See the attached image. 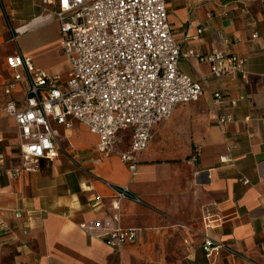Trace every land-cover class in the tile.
Returning a JSON list of instances; mask_svg holds the SVG:
<instances>
[{"label":"crops","instance_id":"0c3cea01","mask_svg":"<svg viewBox=\"0 0 264 264\" xmlns=\"http://www.w3.org/2000/svg\"><path fill=\"white\" fill-rule=\"evenodd\" d=\"M166 4L184 49L237 53L246 60L245 75L216 79L208 62L182 59L181 70L195 80L208 78L210 86L199 100L178 104L159 126L136 174L120 159L132 129L120 131L115 152L96 161L99 137L72 120L70 128L54 123L61 147L54 160L12 177L21 164L18 128L2 107L22 99L26 84L12 96L4 93L14 72L6 58L20 51L63 80L70 64L60 51L57 21L49 59L28 36L50 20L40 3L0 0V264H264V2ZM215 90L226 97L220 104ZM221 116L231 120L220 123ZM107 181L129 187L142 201L122 199L116 208ZM118 226L137 229L121 252L103 235ZM206 237L222 245L210 256Z\"/></svg>","mask_w":264,"mask_h":264},{"label":"built area","instance_id":"2783aa9c","mask_svg":"<svg viewBox=\"0 0 264 264\" xmlns=\"http://www.w3.org/2000/svg\"><path fill=\"white\" fill-rule=\"evenodd\" d=\"M36 1L46 18L58 22L60 51L70 69L63 80L20 51L6 58L14 72L4 93L12 96L21 81L26 84L22 99L11 98L2 107L18 128L21 164L11 172L12 177L35 171L41 160H54L61 149L54 123L70 128L72 120L99 137L96 161L115 152L120 131L132 129L131 143L120 159L136 174L139 156L159 126L172 117L178 104L199 100L210 86L208 78L195 80L181 70L182 59L196 56L208 62L216 79L246 73V60L237 53L214 49L200 55L193 48L184 49L173 34L166 0ZM14 31L16 36L21 33L20 28ZM213 97L219 104L226 98L219 90ZM229 102L237 104L236 100ZM230 120L219 118L220 123ZM3 140L0 128V142ZM106 183L118 199L116 208L122 199L142 201L129 187ZM103 235L121 252L136 240L137 229L118 226ZM203 246L209 256L222 247L209 237Z\"/></svg>","mask_w":264,"mask_h":264},{"label":"rangeland","instance_id":"374dc122","mask_svg":"<svg viewBox=\"0 0 264 264\" xmlns=\"http://www.w3.org/2000/svg\"><path fill=\"white\" fill-rule=\"evenodd\" d=\"M28 36L32 41H34V43H36V45H38L42 54H44V57L49 59L48 53L51 49H53L55 39L58 36L57 23L54 20H48L42 27L29 32ZM11 129L15 130V126H11ZM9 135L11 136L12 134Z\"/></svg>","mask_w":264,"mask_h":264}]
</instances>
